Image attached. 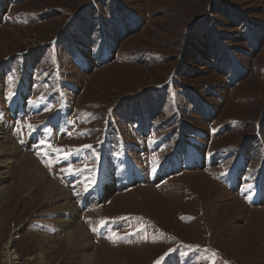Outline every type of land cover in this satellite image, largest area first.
Instances as JSON below:
<instances>
[{
  "label": "rangeland",
  "instance_id": "obj_1",
  "mask_svg": "<svg viewBox=\"0 0 264 264\" xmlns=\"http://www.w3.org/2000/svg\"><path fill=\"white\" fill-rule=\"evenodd\" d=\"M0 131V264H264V0H0Z\"/></svg>",
  "mask_w": 264,
  "mask_h": 264
},
{
  "label": "bare ground",
  "instance_id": "obj_2",
  "mask_svg": "<svg viewBox=\"0 0 264 264\" xmlns=\"http://www.w3.org/2000/svg\"><path fill=\"white\" fill-rule=\"evenodd\" d=\"M1 134H2V132L0 131V135ZM1 138L2 137H0V139ZM5 146H4V144L0 143V154H3L5 152V155L11 156V152H10L11 148L8 147V145H5ZM22 160L26 164H20L19 165V167H20L19 168V174H21L22 177L24 176L25 178H33L34 182L36 183L37 189L39 187L42 189L41 192H42V195L44 196L45 200L48 199L50 197V195H53L54 193H57L58 190H60L57 187V184L55 182L52 183V182L48 181V183H47V178H46L45 174L42 171H40L38 165L36 167V165L34 164L35 162L33 160H31L30 157H26L25 159H22ZM9 162L17 163L18 161L17 160L14 161L13 159L9 158V159H7V161L6 160L0 161V164L7 165V163H9ZM30 168H32V171L30 170ZM103 177H106V176H103ZM103 177H101V179ZM108 179L106 177L105 179H102V181L100 180L101 181L100 188L102 191L106 192L109 190V187L112 186L110 183V180H108ZM46 183L48 184L47 186H45ZM12 186L15 187L16 184L12 183ZM8 189L6 187H0V198L3 197L5 193L11 191ZM9 197H11V195ZM72 208H73L72 205L66 204L64 206V208H62V209H65L68 212H71V210H72V212L74 213L75 210H73ZM74 209H76V207H74ZM68 212H66L67 215H70V213H68ZM68 217H70V216H68ZM65 222L69 223V220H67ZM87 237H88V235L84 232V230L80 227H77L75 230L74 229L71 230L70 234H68L67 237L64 238L63 243L67 247L68 250L69 249L72 250L73 247H74V249L75 248H81V247H83L82 243L87 241ZM12 242H13V239L11 237H8L7 240L5 241V244L3 245L2 260H1L2 264H17V263H15V261L17 260V256L15 255V251L13 250V246H10L12 244ZM55 246H56V243L55 244L54 243L49 244L48 242H46V243L40 244L39 249H38L39 250V256L42 257L45 253H49V251L47 252V250H52V249L55 250ZM94 256H95V254H88V256H86L84 258V262L81 264H91L90 261H92V259H95ZM41 257H39V259Z\"/></svg>",
  "mask_w": 264,
  "mask_h": 264
},
{
  "label": "snow or ice",
  "instance_id": "obj_3",
  "mask_svg": "<svg viewBox=\"0 0 264 264\" xmlns=\"http://www.w3.org/2000/svg\"><path fill=\"white\" fill-rule=\"evenodd\" d=\"M29 127H31L30 125H29ZM59 151V150H58ZM93 231H95V229H93Z\"/></svg>",
  "mask_w": 264,
  "mask_h": 264
}]
</instances>
